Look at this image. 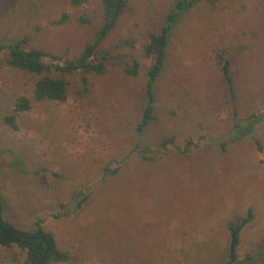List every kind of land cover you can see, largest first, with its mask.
<instances>
[{
    "label": "rangeland",
    "instance_id": "1",
    "mask_svg": "<svg viewBox=\"0 0 264 264\" xmlns=\"http://www.w3.org/2000/svg\"><path fill=\"white\" fill-rule=\"evenodd\" d=\"M175 1L129 0L100 45L107 72L90 74L85 94L82 75L66 74L64 101L37 99V76L0 52L3 215L27 232L42 219L72 257L49 264H226L229 224L250 209L238 256L264 264V0L201 3L182 15L155 83V118L139 132L153 64L141 57L143 46ZM99 10L100 0L79 7L70 0H0V41L25 38L29 48L72 58L95 38ZM63 12L74 19L86 13L91 22L58 24ZM223 44L232 60L233 103L215 57ZM135 58L137 76L125 69ZM22 96L30 109L16 112ZM10 115L18 129L5 122ZM252 115L262 118L256 132L233 141L235 121L247 124ZM168 138L174 142L161 146ZM77 192L87 196L78 209ZM25 257L17 246L0 248V264Z\"/></svg>",
    "mask_w": 264,
    "mask_h": 264
},
{
    "label": "trees",
    "instance_id": "2",
    "mask_svg": "<svg viewBox=\"0 0 264 264\" xmlns=\"http://www.w3.org/2000/svg\"><path fill=\"white\" fill-rule=\"evenodd\" d=\"M84 1L85 0H70V3L73 7H79L83 5ZM219 1L222 0H176L173 7L166 14L165 22L162 24L160 30L158 32L149 33L148 39L143 46L141 57L152 59L153 64L148 73L149 78L146 88L147 104L138 125L139 132H142L155 118V83L166 68L171 45V34L179 19L183 14L198 4L209 3L217 8V6H219ZM128 8L129 0H100L99 12L102 24L95 38L88 41L79 54L72 58H63V56L46 51L43 48H29L26 46L28 40L25 38L9 43L0 41V52L7 53L8 63L12 67L37 76L34 82V94L39 100H66L70 88V81L65 77L66 74L75 75L80 73L82 75L84 87L79 90V92L80 94H85L89 90V75H104L107 72V60L109 57L106 54L98 55L100 45L110 32L114 30L121 16L127 12ZM75 20L79 24H89L91 22L90 17L86 13L78 15L74 19L70 13L63 12L57 23L63 24ZM229 52L228 45L223 44L215 57L220 66L222 79L226 84L224 90L225 98L229 101L231 100L233 103L236 96V89L235 79L231 70L232 60L228 57ZM140 67V59L135 58L133 60V65L130 67L127 66L125 69L128 74L137 76ZM28 109H30L29 100L25 96L20 97L18 99L16 112H22ZM250 118L253 120H250L247 124L235 121L234 133L232 134V136H234V139H232L233 141L244 138L246 135H253L256 132V124L260 122L262 118L256 115H252ZM5 122L12 128L18 129L15 115L7 116ZM173 142V138H168L161 143V146L166 148L168 144ZM189 143L192 144L193 142L189 141ZM256 143L261 147L259 141H256ZM81 194V192H77L76 195H74L77 200V205L75 207L77 209L87 200V196L79 199ZM3 211L4 208L0 198V225L4 228L2 229L0 227V248L7 249L17 246L25 251L26 257L22 264H36L40 255L44 253L45 241L37 238L38 236H44L49 243V248L40 264H49L52 261L67 262L71 260L72 257L70 253L60 249L53 234L46 231L41 226L42 219L37 221L38 228L34 232L22 231L25 236L33 237L29 239L20 236L13 230L15 227L4 218ZM253 218L254 213L252 209H250L245 215H237L236 218L230 222L229 260L226 264H246L253 260L250 257L240 260L238 256L241 232ZM262 252L264 253V244L262 245ZM15 259L17 260L18 258L16 257Z\"/></svg>",
    "mask_w": 264,
    "mask_h": 264
},
{
    "label": "water",
    "instance_id": "3",
    "mask_svg": "<svg viewBox=\"0 0 264 264\" xmlns=\"http://www.w3.org/2000/svg\"><path fill=\"white\" fill-rule=\"evenodd\" d=\"M0 227H1V225H0ZM1 228H2V227H1ZM2 229H4V228H2ZM13 230H14L15 232H17V233H18L20 236H22V237L29 238V239H32V238H33V237H31V236H25V235L23 234V232H22L21 230L17 229V228H13ZM37 238H40V239H42V240L45 241V251H44V253H42V254L40 255V257H39V259H38V261H37V263H36V264H40L41 261H42L43 258H44L45 253L47 252V250H48V248H49V243H48L47 239H46L44 236H38Z\"/></svg>",
    "mask_w": 264,
    "mask_h": 264
}]
</instances>
